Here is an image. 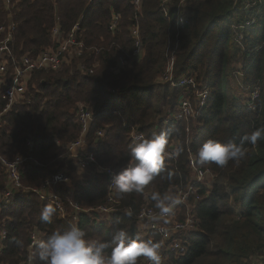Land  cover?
Wrapping results in <instances>:
<instances>
[{
  "label": "trees",
  "instance_id": "obj_1",
  "mask_svg": "<svg viewBox=\"0 0 264 264\" xmlns=\"http://www.w3.org/2000/svg\"><path fill=\"white\" fill-rule=\"evenodd\" d=\"M9 1L10 7L6 0H0V46L9 51L0 52V63H6V80L23 56L54 50L59 38L75 25L89 50L58 70L27 74L23 98L0 118V157H30L35 162L27 161L19 168L22 188L8 200L4 198L7 176L0 165V228L6 231L0 264L26 261L34 231L47 239L54 231L72 225L92 239L110 240L122 228L133 238L158 240L139 226L137 217L144 198L150 194L154 203L150 199L153 192L175 194L176 189L191 183L190 158L197 167L209 169L215 179L211 186L197 188L202 197L194 205L198 230L187 238L186 255L168 256L165 264H255V259L264 264V138L256 145L246 143L245 158L230 161L223 168L198 163L196 157L208 139L239 143L243 136L264 128V0H187L183 28L178 24L181 0L167 5L163 0H141L138 11L133 0ZM248 3L252 7L247 11ZM115 15L119 22L111 32ZM251 19L253 25L238 29ZM135 25L142 41V57L129 65L133 52L130 31ZM55 28L59 33L56 39L52 36ZM237 34L242 37V50L235 44ZM119 57L126 65L116 70ZM170 57L171 82L189 74L195 80V88L190 89L194 114L181 122L169 117L177 111L184 89L161 80ZM237 73L242 79L233 87ZM201 84L208 88L209 98L199 108L195 94ZM255 89L258 96L254 110H250L246 103ZM2 90L3 86L0 113L6 104ZM79 107L92 114L83 136L76 118ZM160 132L168 133L169 148L176 145L183 151L175 161L165 163V172L144 193L117 192L120 200L104 217L78 213L72 222L62 220L56 211L51 223L41 220L42 209L50 203L28 190L41 189L63 172L68 183L55 185L51 191L67 212H71L70 203L96 209L107 198L104 177L100 175L102 182L93 175L87 181L74 179L73 174L79 173L77 159L92 154L91 172L110 169L115 175L132 163L130 150L139 142L134 136L149 139ZM80 138L79 149L68 151ZM169 173L171 180L167 179ZM16 240H22L24 246L18 247ZM35 251L33 248L31 257ZM32 264L39 261L33 258Z\"/></svg>",
  "mask_w": 264,
  "mask_h": 264
},
{
  "label": "built area",
  "instance_id": "obj_2",
  "mask_svg": "<svg viewBox=\"0 0 264 264\" xmlns=\"http://www.w3.org/2000/svg\"><path fill=\"white\" fill-rule=\"evenodd\" d=\"M173 0H163V4L167 5ZM187 0H182L183 5L181 4L182 16L178 18V24L181 28L185 26V17L186 9L183 8L186 5ZM132 4L134 9L138 11L140 9L141 0H133ZM6 5L10 7L11 3L9 0H6ZM252 7L250 3L245 5V10H249ZM244 10V8H243ZM119 16H113L112 22L109 26V30L114 31L115 27L118 25ZM254 24V19L247 20L238 26L239 30H244L249 26ZM9 30H13V25H8ZM3 28H0L2 31ZM58 28L53 30L52 36L54 39L58 36ZM82 31L78 25H75L72 30L65 36L59 38L58 46L51 51H46L41 53L38 56H28L25 55L22 57L19 67H17L9 80L4 78L6 72V63L2 61L0 63V87L3 86L2 90V99L6 101L5 107L0 113V118L2 115L6 114L10 108L19 102L23 98L25 92L26 76L33 71H48V70H58L61 65L66 63L68 60L79 58L83 56V53L89 48L85 46L81 40ZM130 38L132 40L133 52L131 54L130 60L136 59L141 54L142 41L140 37L139 28L137 25L133 27L130 31ZM241 34H237L235 37V44L242 50L241 45ZM8 51L5 46H0V52ZM95 54H98L99 50L94 49ZM9 52V51H8ZM13 59V58H12ZM173 58L170 57V63L166 70L161 75V80L163 82H171V63ZM96 65V64H95ZM126 65V60L122 57H119L117 60L116 70L124 67ZM85 72L91 74L92 70H86L83 66L80 67ZM236 84L240 85V80L242 75L237 73ZM172 86L179 87L184 89V93L179 100L177 111L172 114L169 119L181 122L184 120L191 119L194 114V107L190 97V89L195 88V80L193 76L183 75L178 77L171 82ZM258 96V89H255L248 95V102L246 106L250 110H254V103ZM209 98V90L206 85L201 84L199 90L195 94V101L198 103L199 108L204 107ZM76 118L78 124L81 125V135L83 136L89 125L92 122V114L84 109L79 107ZM138 138L141 136H134L135 141H139ZM31 147L30 141L27 143ZM82 145V139L72 143L68 147V151L76 152L77 149ZM176 145H173L169 148V151H174ZM176 158L168 159L165 163L175 161ZM27 161H32L30 157H18L13 160H7L0 157V165L5 170L7 176V189L4 193V198L8 200L14 192L17 193L22 188L21 185V176L19 173V168L26 163ZM94 162V157L90 154L85 159H77L76 166L79 171L85 172L90 171V165ZM188 166L193 174L191 177V183L186 187H181L175 190V195H177L181 202L174 209V214L168 217L161 218L159 215V209L155 207V202L152 203L149 200L148 194L144 198V204L142 205L140 212L138 214L139 226L141 229L147 230L150 233L155 234L158 237V240L163 241L162 248V264L166 263V257L176 256L183 257L188 251L187 238L189 234L198 230V220L196 218V213L194 211V205L202 200V197L199 195L197 188L199 186H211L215 176L207 168H199L196 166V163L193 158L188 160ZM89 167V169H88ZM91 172V171H90ZM103 175L104 177V190L107 192V198L104 204L98 206L96 209H81L76 203H70L69 207L71 212L68 213L66 208L63 206L61 199L55 194L50 195L49 192L53 186L59 184L68 183V177L63 173L54 175L49 181L46 182L45 186L42 187V190H28L29 193L37 195L41 200L49 202L54 207L59 214L62 220L68 219V221L75 222L77 220L76 214L83 213H96L101 217L107 216L112 211V206L120 200V195L117 193L114 186L111 184L112 176L114 172L110 169H94L91 172V175ZM15 194V193H14ZM154 217L156 219H154ZM100 219V218H99ZM167 221V222H165ZM165 233H167L165 235ZM34 238H40L38 232H33L31 235V242L29 246V257L22 264H30V257L32 254V249L35 248L33 245ZM6 239V231L3 228H0V253L4 249V242ZM260 259H255V264H259ZM32 264V261H31ZM140 264H146V261L142 260Z\"/></svg>",
  "mask_w": 264,
  "mask_h": 264
},
{
  "label": "clouds",
  "instance_id": "obj_3",
  "mask_svg": "<svg viewBox=\"0 0 264 264\" xmlns=\"http://www.w3.org/2000/svg\"><path fill=\"white\" fill-rule=\"evenodd\" d=\"M262 138L264 128L243 136L239 143H221L208 139L196 152L197 162L214 163L223 168L230 161L239 162L245 158L246 143L256 145ZM138 139L139 142L130 150L132 163L112 176L111 184L121 195L144 193L165 172V161L178 157L183 151L179 147L169 151L167 132H160L149 139ZM171 178L172 174L169 173L167 179ZM150 199L155 202L161 218L173 215L174 209L181 202L175 194L159 192H153ZM56 210L52 204L46 205L40 213L41 220L51 223ZM127 215L130 217L132 212L129 211ZM15 242L18 247L24 246L22 240ZM33 245L36 251L34 257L29 258L30 264L33 258L39 264H138L140 258L146 264H162V240L143 239L139 236L133 238L122 228H118L110 240L104 241L92 239L85 230L72 225L67 230L54 231L47 239L34 238Z\"/></svg>",
  "mask_w": 264,
  "mask_h": 264
},
{
  "label": "rangeland",
  "instance_id": "obj_4",
  "mask_svg": "<svg viewBox=\"0 0 264 264\" xmlns=\"http://www.w3.org/2000/svg\"><path fill=\"white\" fill-rule=\"evenodd\" d=\"M180 4H182L183 5V2H182V0L180 1ZM183 8L184 9H186L187 8V4L186 5H184L183 6ZM141 57H142V53L139 55V57H137L136 59H132V61H129V65H132L134 62H138L139 60H141ZM235 86H238L237 84H236V79H234L233 80V87H235ZM78 150V149H77ZM88 169H89V167H88ZM79 171V170H78ZM4 173H5V171H4ZM79 173H81V171H79ZM5 175H6V173H5ZM91 175V172L90 171H85V172H83L82 173V175H81V177L80 178H82V179H86L87 178V176L89 177ZM95 178H97L98 180H100V182H102V177L100 176V175H96V176H94ZM94 179V178H93ZM36 190H42V188L41 189H36ZM5 191H6V189H5ZM47 192H49V194L50 195H54V192L53 191H47ZM41 200V199H40ZM49 203V202H48ZM142 230H144V229H142ZM145 231V230H144Z\"/></svg>",
  "mask_w": 264,
  "mask_h": 264
},
{
  "label": "crops",
  "instance_id": "obj_5",
  "mask_svg": "<svg viewBox=\"0 0 264 264\" xmlns=\"http://www.w3.org/2000/svg\"><path fill=\"white\" fill-rule=\"evenodd\" d=\"M81 175H82L81 173H76V172H75V174H73V178H74V179H76V178H77V179H82V178H80ZM89 178H90V176H89V177L87 176L86 179H82V180L87 181ZM77 179H76V180H77Z\"/></svg>",
  "mask_w": 264,
  "mask_h": 264
}]
</instances>
